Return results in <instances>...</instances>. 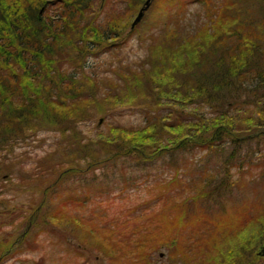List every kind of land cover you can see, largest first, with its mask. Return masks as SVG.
Segmentation results:
<instances>
[{
	"label": "trees",
	"instance_id": "trees-1",
	"mask_svg": "<svg viewBox=\"0 0 264 264\" xmlns=\"http://www.w3.org/2000/svg\"><path fill=\"white\" fill-rule=\"evenodd\" d=\"M92 1L0 0V181L15 172L8 159L13 147L43 130L60 133L64 141L28 173V177L33 174V180L41 182L56 175L55 182L66 179L81 160H87V166L99 162L95 152L90 153L94 143L109 158L135 154L149 159L171 150L210 147L216 139L236 143L245 137L264 135V0H230V6L220 4L208 12V22L194 33L160 34L150 54L154 62L151 69L143 74L142 69L132 71L128 83L137 91L127 88L124 94L113 93L112 82L86 71V56L110 51L128 34V20L93 24ZM200 1L210 9V0ZM55 2L61 3L59 10L50 14L49 6ZM251 7H257V13ZM113 100L118 105L145 104L156 111L147 113V124L140 128L109 126L107 133L85 139L77 124L104 114L115 103ZM164 104L180 105L184 113L188 107L191 110L182 116L170 113ZM202 105L213 108L209 119L194 113L197 109L192 106ZM163 109L167 111L164 115ZM153 114L156 117L151 121ZM255 129L259 132L250 134ZM37 170L41 171L36 174ZM200 180L192 177L180 183L178 195L161 200L159 212L149 215L150 226L143 225L145 230L139 226L146 234L133 230L122 236L112 253L103 239L93 241L109 253L110 264H153L151 253L162 245L167 244L171 250L181 244L180 230L190 227L195 231L194 224H198L196 245L207 246L212 241L214 253L194 248L181 255L179 250L172 254L173 261L179 257L180 264L252 263L244 253L264 242V203L252 208L251 213L244 208L231 218L234 227L227 229L222 234L228 233L226 237L216 244L217 232L230 226V217L224 214L216 220L204 216L199 200L224 182L212 186L208 180ZM48 189H43L41 206L31 209L25 218L24 225L30 223L31 227L19 235H24L21 243L12 239L13 231L0 234L1 256L22 246L33 229H39V234L48 232L66 219L68 211L63 206L53 209L46 199ZM12 211L9 208L5 213ZM67 217L68 222L86 231L88 238L95 233L86 222ZM219 222L224 225L220 227ZM85 241L77 242L83 245Z\"/></svg>",
	"mask_w": 264,
	"mask_h": 264
},
{
	"label": "rangeland",
	"instance_id": "rangeland-1",
	"mask_svg": "<svg viewBox=\"0 0 264 264\" xmlns=\"http://www.w3.org/2000/svg\"><path fill=\"white\" fill-rule=\"evenodd\" d=\"M143 3L144 0L92 1L93 16L90 20L93 24L119 18L122 21L128 20V34L120 44L112 46L110 51L104 49L85 57L87 73L112 82L110 87L113 93L137 91L128 83L132 80V71L140 72L142 69L143 74L151 69L154 62L150 54L156 45L155 38L160 34H169L171 31L180 35L194 33L208 22V12H213L212 9L218 8L220 4L230 6V0H210V9L209 5L207 7L200 0H152L138 24L130 29V24ZM60 4L55 2L50 5V14L57 12ZM251 9L253 13H257V7ZM113 101L115 103L106 109L104 114H97L92 119L77 124L85 139L107 133L109 126L140 128L147 124V113L156 111L155 107L151 109L145 104L135 106L124 102L123 105H118V102ZM162 106L170 113L182 116L189 115L191 110L188 107L184 113L180 111V105ZM202 106H192L197 109L194 113L209 119L213 115V108ZM165 109L160 110L163 115L167 113ZM176 109L177 112L172 111ZM154 117L156 114L151 115L150 120H154ZM258 132L259 130L255 129L250 134ZM255 136L258 137H245L236 143L216 139L210 147H197L190 151L171 150L149 159L140 158L135 154L109 158L94 143L90 153L95 152L99 162L87 166V160H81L78 165L73 166V171L67 174L66 179L55 182L56 175L46 182H41L33 180V174L28 177V173L38 168L40 158L53 151L64 139L60 133L53 130L39 131L34 136L18 142L8 154L15 172L12 177H5L7 180L0 181V234L3 236L13 231L12 239H16L18 244L21 243L23 238L19 235L24 228L28 230L31 227L30 223L24 225V220L30 216L31 209L41 206L43 189L48 186L46 199L53 209L61 210L63 206L68 211L65 214L66 219L61 226H55L54 230L48 232L39 234V229H33L32 235L13 253L7 252L1 256L3 252L0 251V264H110L108 252L112 253L116 242L133 230L146 234V231L139 230V226H150L149 215L159 212L161 200L178 195L181 188L177 185L192 177L201 178L200 183L208 180L212 186L224 182L216 191L207 192L204 200H199L204 216L216 220L224 214L230 217L229 227H224V224L219 222V226L223 227L221 232H217L219 241L216 238V244L220 243L228 233L224 236L222 234L234 227L233 222L231 226V218L235 219V215L244 212V208H249L246 211L251 213L254 210L252 208L264 203V135ZM90 148L89 145L87 150ZM232 153L234 154L231 155ZM237 156L240 159L231 160ZM40 171L37 170L36 174ZM42 177H45V174ZM160 184L164 186L157 189ZM9 208L13 211L6 214L5 211ZM69 215L86 222L95 233L88 238L89 234L77 227L78 224L68 222ZM15 225L18 226L13 229ZM194 225L195 231H191L190 227L180 230L182 241L175 246L176 249L172 246L170 250L166 244L151 253V262L180 264L179 257H174L176 261L172 259V254L179 250L181 255L182 251L190 253L194 248L200 252L214 253V247L210 248L212 241L207 246L196 245L194 240L199 237L196 235L198 224ZM132 226H135V229H131ZM162 230L168 233L166 229ZM95 236L96 238H93ZM84 238L87 243L81 245L77 242L78 239ZM95 239H103L104 246L109 251L104 253L103 248H99L97 242L93 241ZM257 247H252L244 253L247 262L253 261L250 264H264V257L260 259L255 254L259 249V246Z\"/></svg>",
	"mask_w": 264,
	"mask_h": 264
},
{
	"label": "water",
	"instance_id": "water-1",
	"mask_svg": "<svg viewBox=\"0 0 264 264\" xmlns=\"http://www.w3.org/2000/svg\"><path fill=\"white\" fill-rule=\"evenodd\" d=\"M152 0H145L144 5L139 9L137 15L135 16V18L133 19L132 23H131V28H133L142 18L144 12L147 10V8L149 7L150 3ZM259 255H263L264 256V246L260 248ZM162 254H160L161 256Z\"/></svg>",
	"mask_w": 264,
	"mask_h": 264
}]
</instances>
